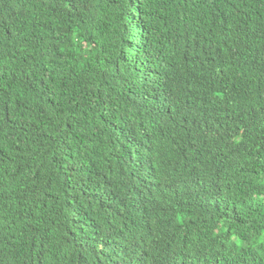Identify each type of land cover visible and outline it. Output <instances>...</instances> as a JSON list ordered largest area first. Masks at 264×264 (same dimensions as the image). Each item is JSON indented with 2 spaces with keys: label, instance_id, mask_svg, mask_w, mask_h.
<instances>
[{
  "label": "trees",
  "instance_id": "obj_1",
  "mask_svg": "<svg viewBox=\"0 0 264 264\" xmlns=\"http://www.w3.org/2000/svg\"><path fill=\"white\" fill-rule=\"evenodd\" d=\"M0 264H264V0H0Z\"/></svg>",
  "mask_w": 264,
  "mask_h": 264
}]
</instances>
